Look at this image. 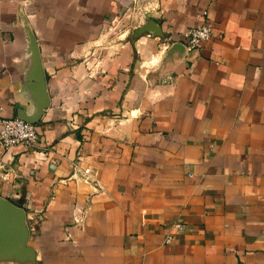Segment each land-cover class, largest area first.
I'll return each instance as SVG.
<instances>
[{
	"label": "crops",
	"instance_id": "0c3cea01",
	"mask_svg": "<svg viewBox=\"0 0 264 264\" xmlns=\"http://www.w3.org/2000/svg\"><path fill=\"white\" fill-rule=\"evenodd\" d=\"M136 3L0 0L4 113L34 109L24 21L49 96L36 143L0 147L35 251L0 264H264V0H150L103 51ZM203 22L199 47L161 48Z\"/></svg>",
	"mask_w": 264,
	"mask_h": 264
},
{
	"label": "water",
	"instance_id": "95a60500",
	"mask_svg": "<svg viewBox=\"0 0 264 264\" xmlns=\"http://www.w3.org/2000/svg\"><path fill=\"white\" fill-rule=\"evenodd\" d=\"M24 28L29 58L28 70L26 72L27 90L31 93L34 109L31 113L25 111L18 113V117L34 123L39 120L44 109L48 106L49 96L36 38L25 21ZM144 30H152V26L149 24L141 25L137 28L135 34H139ZM157 34L162 35L160 31ZM180 47L183 50L190 51L180 41L172 42L168 46V49L178 50ZM28 236L29 230L24 208L0 195V256L15 254L19 257L29 256L33 258L35 251L28 244Z\"/></svg>",
	"mask_w": 264,
	"mask_h": 264
},
{
	"label": "built area",
	"instance_id": "2783aa9c",
	"mask_svg": "<svg viewBox=\"0 0 264 264\" xmlns=\"http://www.w3.org/2000/svg\"><path fill=\"white\" fill-rule=\"evenodd\" d=\"M213 32L211 23L203 22L188 27L181 35L182 42L188 50L199 47ZM174 40V39H173ZM173 40L164 43L161 48L166 49ZM38 139L35 124L18 116H9L4 113L0 104V147H9L19 144L33 145ZM85 172L88 168L84 169ZM181 227V224H177ZM169 239V237L167 238Z\"/></svg>",
	"mask_w": 264,
	"mask_h": 264
},
{
	"label": "rangeland",
	"instance_id": "374dc122",
	"mask_svg": "<svg viewBox=\"0 0 264 264\" xmlns=\"http://www.w3.org/2000/svg\"><path fill=\"white\" fill-rule=\"evenodd\" d=\"M150 0H137L134 7L127 12H122L116 19L110 21L104 30L102 47L105 52H113L119 41L129 39V34L136 28L137 24L144 21L145 5ZM118 45V44H117ZM107 47V48H106Z\"/></svg>",
	"mask_w": 264,
	"mask_h": 264
}]
</instances>
